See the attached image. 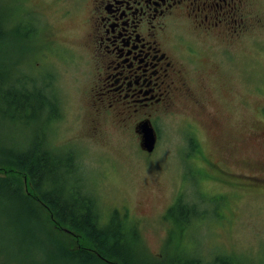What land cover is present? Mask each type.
Listing matches in <instances>:
<instances>
[{
    "label": "rangeland",
    "instance_id": "rangeland-1",
    "mask_svg": "<svg viewBox=\"0 0 264 264\" xmlns=\"http://www.w3.org/2000/svg\"><path fill=\"white\" fill-rule=\"evenodd\" d=\"M252 1L256 12L264 11V0ZM88 9V0H0L1 27L7 28L0 36V175L31 190L8 154L40 135L48 152L72 160V176L94 196L98 220L106 225L115 215L125 238L138 233L140 264L188 257L207 263L216 254L264 263V15L261 23L260 16H244L246 27L226 56L216 60L207 50L201 57L194 76L204 107L185 104L173 114L151 115L157 142L150 152L134 126L147 115L88 98L91 65L78 58L80 52L92 57L79 45ZM198 36L202 47L211 41ZM66 43L75 47L71 54L59 50ZM8 81L19 93L47 85L56 110L27 121L25 107V116L12 117L2 104ZM209 84L213 90L205 93ZM97 105L106 118L103 133L89 125L90 107ZM48 215L43 206L29 223L26 208L0 195V264H83L62 255L71 239L47 231L43 221L58 228Z\"/></svg>",
    "mask_w": 264,
    "mask_h": 264
},
{
    "label": "flooded vegetation",
    "instance_id": "flooded-vegetation-1",
    "mask_svg": "<svg viewBox=\"0 0 264 264\" xmlns=\"http://www.w3.org/2000/svg\"><path fill=\"white\" fill-rule=\"evenodd\" d=\"M88 1L89 26L79 45L90 48L92 57L78 55L91 65L88 98L105 100L109 106L120 102V112L130 108L139 116L147 115L142 122H134L141 139L144 121L156 134L153 115L179 112L188 108L185 104L204 107L199 98L202 88L194 76L201 57L207 50H213L216 60L226 56L237 33L246 27L244 16H260L261 23L264 15L262 9L255 11L252 0ZM204 33L211 41L202 47L194 37ZM60 45L66 54L75 48ZM203 90L211 93L213 85ZM89 114L91 129L103 133L106 118L99 106L90 107Z\"/></svg>",
    "mask_w": 264,
    "mask_h": 264
},
{
    "label": "trees",
    "instance_id": "trees-1",
    "mask_svg": "<svg viewBox=\"0 0 264 264\" xmlns=\"http://www.w3.org/2000/svg\"><path fill=\"white\" fill-rule=\"evenodd\" d=\"M1 26H4L3 21L0 22V36L7 31V28ZM19 83L20 81H17L15 85ZM12 85L8 81V96L2 99V104L8 105V111L12 117H17V112H21V117L25 116L27 112L25 107H29L31 112L27 114V121L41 112L43 118L51 116L56 110V97L46 91L47 85L45 88H31L24 93H19V90L14 89ZM24 119L21 120L24 121ZM44 123H46L45 120ZM12 125H8V131L12 130L10 128ZM43 140V137L37 135L27 148L14 145L24 149L17 154L12 151L10 154L7 152L17 164L20 172L29 178L28 183L31 184V190L25 188L26 191L21 185L12 184L8 175H0V195L7 194L17 205L26 208L30 216L29 223H34V219L38 218L41 207L47 208L48 219L52 218L57 227L63 229L64 232L48 225V221H43V226L50 234L59 236L63 234L71 239L69 247L67 248L66 245L62 252L67 259L82 260L83 264H140L143 259L138 249L141 247L138 233L133 230L132 236L125 238L122 233L124 222L118 220L115 215L111 216L106 225L98 220L100 213L94 196L85 189L82 182L80 184L72 176V172L76 173L72 160L68 158V162L65 156L48 152L49 148L47 149ZM2 149L3 146L0 147V150ZM4 149L8 150V147L4 145ZM2 158L0 155V159ZM6 165L8 166V160ZM76 235L82 236L80 243ZM233 258L216 254L214 259L207 263L197 257H188L177 259L172 264H249L237 257ZM151 263L153 262L149 264Z\"/></svg>",
    "mask_w": 264,
    "mask_h": 264
},
{
    "label": "water",
    "instance_id": "water-1",
    "mask_svg": "<svg viewBox=\"0 0 264 264\" xmlns=\"http://www.w3.org/2000/svg\"><path fill=\"white\" fill-rule=\"evenodd\" d=\"M140 132L142 134V146L147 151H152L155 147L156 134L149 121H144L140 126Z\"/></svg>",
    "mask_w": 264,
    "mask_h": 264
},
{
    "label": "bare ground",
    "instance_id": "bare-ground-1",
    "mask_svg": "<svg viewBox=\"0 0 264 264\" xmlns=\"http://www.w3.org/2000/svg\"><path fill=\"white\" fill-rule=\"evenodd\" d=\"M150 197H151V196H150ZM151 204H152V203H151ZM151 204H150V205H151Z\"/></svg>",
    "mask_w": 264,
    "mask_h": 264
}]
</instances>
